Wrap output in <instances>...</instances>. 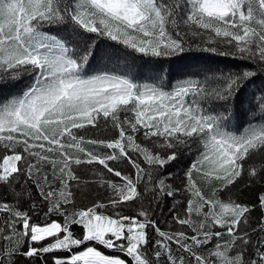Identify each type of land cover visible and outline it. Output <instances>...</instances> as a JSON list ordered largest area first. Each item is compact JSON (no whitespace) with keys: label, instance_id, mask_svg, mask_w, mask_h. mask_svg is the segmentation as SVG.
Returning a JSON list of instances; mask_svg holds the SVG:
<instances>
[{"label":"snow or ice","instance_id":"6c2138e0","mask_svg":"<svg viewBox=\"0 0 264 264\" xmlns=\"http://www.w3.org/2000/svg\"><path fill=\"white\" fill-rule=\"evenodd\" d=\"M193 51L234 67L175 83L85 74ZM24 78L0 99V264H264V87L247 90L264 82V0H0V89ZM183 153L194 159L174 187ZM91 165L119 179L84 178ZM89 184L103 196L77 207ZM165 197L178 229L153 218Z\"/></svg>","mask_w":264,"mask_h":264},{"label":"trees","instance_id":"16d2710c","mask_svg":"<svg viewBox=\"0 0 264 264\" xmlns=\"http://www.w3.org/2000/svg\"><path fill=\"white\" fill-rule=\"evenodd\" d=\"M107 43H114L111 41H107ZM122 47V46H121ZM145 61H151L149 63H145ZM234 63L230 57H220L215 54L210 53H200V52H190L181 58H173L171 60H165L162 63H156L155 58L143 57L140 58L139 54L136 55L135 59L133 57H128L127 59H120L119 61L113 60L108 61L104 60L99 63L93 62L92 65L86 69V75H93L101 70L111 71L116 74H128L131 77H134L136 82L144 83V82H154L155 78L158 75H163L166 81H171L175 83L178 79L187 78L190 74L198 73L199 77L202 78L205 70L207 68L227 70L228 68L234 67ZM162 69V72H161ZM30 79L24 78L19 83H16L7 88L0 89V99L5 97H10L13 95L21 94L22 91L26 88V86L30 83ZM264 87V82L260 80H256L254 83L248 85V92L256 91L259 95V89ZM245 108L248 107L247 104L244 105ZM259 115V112L255 113ZM246 118H241L240 123H245ZM231 128H235L237 126V120L235 118L232 119L229 125ZM82 134L88 137H99L105 138L110 137L112 135L111 130L104 131L88 129ZM195 150H193L194 152ZM194 159V156L189 153H183L180 158L170 165L167 168V172L171 173V179L168 181L174 187H178L181 185V177L186 170L187 166ZM110 165L119 169H122L125 172L132 173L134 172L131 169L130 165L124 162H110ZM103 172L105 179H116L113 178L110 174L106 172L99 165H91V166H82V173L84 178L87 179H99V177H94L93 173ZM142 188V186H141ZM82 191L84 195L77 196V207H84L91 205L96 199L97 195L103 196L104 190L100 189L96 184H89L87 186L82 187ZM241 199H247L249 193L241 186L240 192ZM3 195L0 194V199H3ZM177 200L183 203V200L180 196H177ZM141 202H137V204H126L123 206V211L125 214L132 215L135 213V210L140 206ZM144 207H148V200H144ZM176 204L172 198L165 197L163 202L160 205V208H156L155 204H152L151 207L154 210L153 218L160 222V227L164 230H168L170 228H179V225H174L171 219V216L168 212V208L172 207ZM23 208H27L28 205H22ZM99 211V210H98ZM253 215H256L255 213ZM54 219L56 217H53ZM3 218L0 217V220ZM37 222L43 223L45 222V218L40 216L38 218L34 217ZM167 220L168 223L165 224L164 221ZM76 231H79L77 228ZM227 239V237H225ZM102 251H106L103 250ZM58 255H63V253H58ZM20 264H25L24 259L20 260ZM35 264H44L43 260L35 261Z\"/></svg>","mask_w":264,"mask_h":264},{"label":"rangeland","instance_id":"374dc122","mask_svg":"<svg viewBox=\"0 0 264 264\" xmlns=\"http://www.w3.org/2000/svg\"><path fill=\"white\" fill-rule=\"evenodd\" d=\"M102 250V249H101Z\"/></svg>","mask_w":264,"mask_h":264}]
</instances>
